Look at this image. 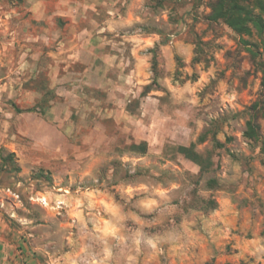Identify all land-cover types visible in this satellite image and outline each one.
<instances>
[{"label":"rangeland","instance_id":"374dc122","mask_svg":"<svg viewBox=\"0 0 264 264\" xmlns=\"http://www.w3.org/2000/svg\"><path fill=\"white\" fill-rule=\"evenodd\" d=\"M73 1L87 10L79 25L106 22L107 42L134 43V136L89 99L67 147L19 130V116L50 119L54 45L37 38L27 0H0L4 264H264V27L212 20L217 0ZM151 96L158 106L142 107Z\"/></svg>","mask_w":264,"mask_h":264},{"label":"crops","instance_id":"0c3cea01","mask_svg":"<svg viewBox=\"0 0 264 264\" xmlns=\"http://www.w3.org/2000/svg\"><path fill=\"white\" fill-rule=\"evenodd\" d=\"M27 2L30 4L28 12L39 28L37 38L42 40L44 47L54 45L46 51L45 57L48 59L51 89L57 101H50L48 120L37 117L27 124L19 116V130L40 149L44 144L67 147L71 114L74 109H87L85 100L89 99L98 107L99 115L113 117L117 124L129 123L134 136V113L128 110V104L134 99V43L128 46L118 41L107 42L109 27L106 22L97 30L92 26L96 23L92 20L90 24L79 25L84 18L87 19L83 1ZM88 89L102 91L103 99L89 98ZM155 102L158 106L156 96L144 97L141 106L152 108ZM141 122L147 131L151 129ZM102 128L106 131L105 126ZM164 137L161 136L159 141ZM149 138L150 134L146 132L140 137L146 142L150 141ZM3 231L2 228L0 264H4L12 248Z\"/></svg>","mask_w":264,"mask_h":264},{"label":"trees","instance_id":"16d2710c","mask_svg":"<svg viewBox=\"0 0 264 264\" xmlns=\"http://www.w3.org/2000/svg\"><path fill=\"white\" fill-rule=\"evenodd\" d=\"M246 0H217L212 6L211 19L222 20L230 28L239 34L249 33L247 26L248 22H253L257 27H264V20L261 17V13H264V0H253V4H245ZM259 10V14H254V9ZM18 113H22V110L16 109ZM31 112L32 110H28ZM246 135L250 138L255 137V129L251 123L248 124ZM147 150V144H144ZM180 152L185 157L194 163L199 165L198 155L194 154L192 147L181 146Z\"/></svg>","mask_w":264,"mask_h":264}]
</instances>
